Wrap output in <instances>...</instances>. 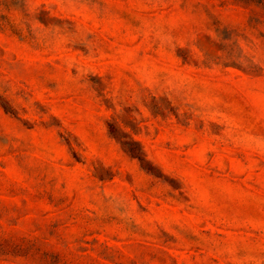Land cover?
Returning a JSON list of instances; mask_svg holds the SVG:
<instances>
[{
    "label": "rangeland",
    "instance_id": "374dc122",
    "mask_svg": "<svg viewBox=\"0 0 264 264\" xmlns=\"http://www.w3.org/2000/svg\"><path fill=\"white\" fill-rule=\"evenodd\" d=\"M0 264H264V0H0Z\"/></svg>",
    "mask_w": 264,
    "mask_h": 264
},
{
    "label": "trees",
    "instance_id": "16d2710c",
    "mask_svg": "<svg viewBox=\"0 0 264 264\" xmlns=\"http://www.w3.org/2000/svg\"><path fill=\"white\" fill-rule=\"evenodd\" d=\"M129 151H130L134 156H138L139 158H141L140 155L138 154V152H134V151L131 150V149H129Z\"/></svg>",
    "mask_w": 264,
    "mask_h": 264
}]
</instances>
